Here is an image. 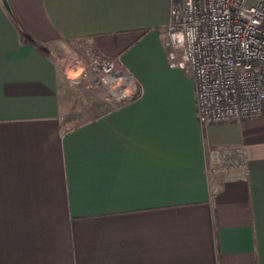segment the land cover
<instances>
[{"label": "crops", "instance_id": "obj_1", "mask_svg": "<svg viewBox=\"0 0 264 264\" xmlns=\"http://www.w3.org/2000/svg\"><path fill=\"white\" fill-rule=\"evenodd\" d=\"M170 1L0 0V264H264V117L199 121L193 76L169 65ZM74 41L138 97L84 112L80 57L52 55Z\"/></svg>", "mask_w": 264, "mask_h": 264}, {"label": "built area", "instance_id": "obj_2", "mask_svg": "<svg viewBox=\"0 0 264 264\" xmlns=\"http://www.w3.org/2000/svg\"><path fill=\"white\" fill-rule=\"evenodd\" d=\"M169 65L195 81L202 124L264 117V0H171L165 25ZM80 75L90 85L125 79L117 58L82 50ZM244 150L217 151L228 169Z\"/></svg>", "mask_w": 264, "mask_h": 264}, {"label": "rangeland", "instance_id": "obj_3", "mask_svg": "<svg viewBox=\"0 0 264 264\" xmlns=\"http://www.w3.org/2000/svg\"><path fill=\"white\" fill-rule=\"evenodd\" d=\"M67 49H69L67 51ZM88 49L87 46L84 45V42L79 41V42H68L64 44H55V46L52 49V55L55 57V60L59 62L61 65L63 71H65L68 66L72 62H75L76 58H81L82 57V50ZM122 68V70L125 72V74H128L127 71L123 68L121 63L119 62L118 64ZM62 72V71H61ZM64 74V72H62ZM70 78L71 80L69 81L71 86H74L72 89H70L71 95L74 96L72 100H82L85 102H91V105H89V109H84V112H89L88 115H93V101L95 96L99 97L97 99H100V96H105L107 99H113V100H124V99H133L137 98L139 95L138 89H132L130 90L131 85L129 84V78L128 74L126 76V82L122 79H119L117 82H109L108 86H102V85H94V86H89L90 84L85 81L82 78V75H80L77 80H73L75 78V74L73 72H70ZM128 80V81H127ZM89 86V87H88ZM78 87H86L87 90H89V93H83L80 88ZM125 87V89H124ZM134 87V86H132ZM125 91L122 93H119L120 91ZM130 90V91H129ZM123 93L126 94V97L123 96Z\"/></svg>", "mask_w": 264, "mask_h": 264}, {"label": "bare ground", "instance_id": "obj_4", "mask_svg": "<svg viewBox=\"0 0 264 264\" xmlns=\"http://www.w3.org/2000/svg\"><path fill=\"white\" fill-rule=\"evenodd\" d=\"M127 79L129 80V78H127ZM122 80L126 81V78H125V79H122ZM128 80H127V81H128ZM122 92H124V91L122 90V91H120L119 93H122Z\"/></svg>", "mask_w": 264, "mask_h": 264}, {"label": "water", "instance_id": "obj_5", "mask_svg": "<svg viewBox=\"0 0 264 264\" xmlns=\"http://www.w3.org/2000/svg\"><path fill=\"white\" fill-rule=\"evenodd\" d=\"M5 4H6L7 9L9 10V5H8V3L6 2Z\"/></svg>", "mask_w": 264, "mask_h": 264}]
</instances>
